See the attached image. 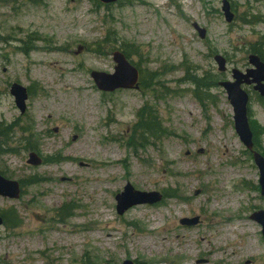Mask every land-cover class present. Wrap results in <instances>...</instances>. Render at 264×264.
I'll return each mask as SVG.
<instances>
[{
    "label": "rangeland",
    "instance_id": "rangeland-1",
    "mask_svg": "<svg viewBox=\"0 0 264 264\" xmlns=\"http://www.w3.org/2000/svg\"><path fill=\"white\" fill-rule=\"evenodd\" d=\"M223 1L0 0V171L22 186L0 197L20 219L0 228V264H264L259 171L218 86L264 49V0H226L231 22ZM121 46L139 89L102 92L91 73L113 74ZM189 76L210 88L195 96ZM246 89L264 155V103ZM128 185L165 199L119 215Z\"/></svg>",
    "mask_w": 264,
    "mask_h": 264
},
{
    "label": "water",
    "instance_id": "water-1",
    "mask_svg": "<svg viewBox=\"0 0 264 264\" xmlns=\"http://www.w3.org/2000/svg\"><path fill=\"white\" fill-rule=\"evenodd\" d=\"M103 3H114L118 0H101ZM223 12L226 20L231 22L233 14L230 10L228 1H223ZM194 27L199 32L201 38L205 37V30L200 29L196 24ZM114 61L117 63L114 74H105L99 72H93L92 78L94 79L98 88L104 92H113L117 89H131L138 88V71L133 67L120 52L114 53ZM215 61L219 66L221 72L226 71V60L217 55ZM249 62L253 69L247 70L246 74H243L239 70H233V78L235 82H223L220 85L226 90L228 99L234 110V123L235 130L248 150L253 149V133L249 124L248 117V104L249 95L242 89L243 84L255 85L254 90L264 97V63L255 55L249 57ZM12 94L16 97L17 104L22 111L25 109V101L27 99L26 90L20 85H13ZM254 161L259 168L260 172V184L262 186V195L264 196V157L258 153H254ZM32 165H39L40 160L34 156L29 161ZM20 186L15 181H8L0 175V196L8 197L11 199H17L20 196ZM130 197H126L127 195ZM117 211L122 215L129 208L140 204H154L162 200V196L159 193H144L135 191L130 185L127 186L125 192L117 196ZM254 221L260 223L263 226L264 234V212L255 213L251 217ZM198 219H183L181 221L184 225H196ZM3 220L0 217V226ZM125 264H133L126 262Z\"/></svg>",
    "mask_w": 264,
    "mask_h": 264
},
{
    "label": "trees",
    "instance_id": "trees-1",
    "mask_svg": "<svg viewBox=\"0 0 264 264\" xmlns=\"http://www.w3.org/2000/svg\"><path fill=\"white\" fill-rule=\"evenodd\" d=\"M119 49H121V51L124 52V54L126 56L127 55L129 56V53L124 50V47L121 46V48H119ZM253 53L256 54L264 62V49L259 48L257 51H253ZM187 82H189L190 84H192L194 86V88H195L194 89L195 96L199 92L209 89L210 86H211L210 82H207L206 77L198 78V77L189 76ZM259 99L261 100V102H264V99H261V98H259ZM141 115L145 116L144 113L141 114ZM143 122H144V125L147 126V132L152 133V134H156L157 128H158L157 127L158 124H157L155 118L153 119V121H149L148 118L146 119L145 117H143ZM251 127H252V132L254 134V142L257 145V140H258V137H259L258 134H259V131H260V126L256 122L252 121L251 122ZM246 154H248V153L246 152ZM249 157H251V155H249ZM171 195L172 194H170V196ZM172 196H176V195H172ZM1 215H2V217L4 219V226L6 228L12 229V228H16V227L19 226V224H20L19 220L20 219L15 217V213L13 212V210H12L10 215H7L5 212L2 213Z\"/></svg>",
    "mask_w": 264,
    "mask_h": 264
}]
</instances>
